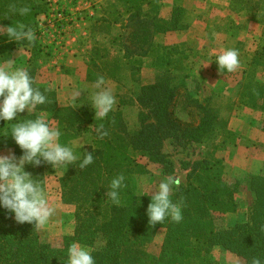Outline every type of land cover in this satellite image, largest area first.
<instances>
[{"label": "trees", "instance_id": "obj_1", "mask_svg": "<svg viewBox=\"0 0 264 264\" xmlns=\"http://www.w3.org/2000/svg\"><path fill=\"white\" fill-rule=\"evenodd\" d=\"M136 1H146V7ZM155 1L123 0L118 12L128 14L125 27L132 29L130 44L124 46L126 52L123 55L113 56L118 57L113 63L98 62L110 53L103 54L106 49L99 52L95 47V53L88 61L90 70L87 77L94 82L99 76L118 80L122 59L125 58L126 64H132L135 63L134 58L148 57L154 68L168 73L186 68L178 56L177 45L162 46L155 42L157 34L184 29L186 24L177 15L169 20L159 18ZM49 2L0 0V25L23 23L37 34V17L48 12ZM10 4L17 8L30 6L31 11L23 16L12 14L8 8ZM259 6L264 9V0H260ZM138 33L149 34L143 35L146 38L144 43ZM20 47L29 53L24 69L33 78V87L43 92L50 103L38 105L31 113H20L14 121L0 120V151L9 150L17 157L23 155L11 136L12 126L41 116L60 130L59 143L62 146L88 130L84 127L86 125L91 126L95 133L82 147L79 159L73 165L61 166L58 177L61 201L75 207L73 231L65 236L63 246L56 248L43 241L33 224L17 223L14 213L0 206V264H68V248L73 243L88 248L95 264H223L212 256L215 248L234 254L243 260V264H251L253 257H259L264 264V173L251 175L247 180L254 196L252 204L245 210L237 197L239 187L226 180L222 158L215 156V149L206 154L207 158L190 166L184 183L178 188L173 186L171 199L181 204V222L168 218L163 224H149L147 208L154 192L141 191L138 181L140 177L150 176V164L159 165L164 175L170 176L173 165L161 146L171 134L165 131L167 128L174 133L179 131L176 121L167 118L169 100L175 96L169 78L157 77L154 85L145 88L142 105L149 109L147 113H140L139 128L130 133L125 128L119 108L101 120L95 118V111L85 103L59 105L55 92L37 82L38 60L41 58L37 40L29 46L27 41H12L6 34H0V64L12 59ZM260 49L264 51V45ZM259 55L264 59V52ZM254 65H258V59H253L250 67ZM147 94L154 97H147ZM145 97L149 98V105ZM214 119L202 114L196 127L200 129L199 138L209 139L210 132L217 131ZM101 124L108 132L103 139L98 138L96 132ZM87 152H92L94 162L80 169L79 163ZM50 167L52 165L47 163L36 167L29 164L25 165V171L31 173L45 189V171ZM119 174L124 175L127 187L121 190V203L116 205L106 193L110 191L111 180ZM217 215L224 216L225 220L230 216L238 218L219 226L214 218ZM157 231L162 232V240L158 253L154 254L148 245Z\"/></svg>", "mask_w": 264, "mask_h": 264}, {"label": "rangeland", "instance_id": "obj_2", "mask_svg": "<svg viewBox=\"0 0 264 264\" xmlns=\"http://www.w3.org/2000/svg\"><path fill=\"white\" fill-rule=\"evenodd\" d=\"M48 1V12L37 17L39 28L35 35L41 49L37 82L55 92L61 106L85 103L94 110L90 96L97 89L94 80L87 77L88 61L95 47L99 52L106 49L103 54L110 53L98 60L100 63H113L118 60L113 56L126 52L124 46L130 44L132 29L125 27L128 14L118 12L123 0ZM138 3L146 7V1ZM155 5L159 18L169 20L177 15L186 24L184 29L167 30L155 38L162 46L177 45L178 56L186 68L168 73L154 68L148 57L134 58L132 64H126L125 58L119 79H105L116 99L113 110H121L130 133L139 128L140 113L149 109L142 105L143 94L146 87L156 83L157 77L169 78L175 94L169 100L167 118L176 121L179 131L174 133L167 128L165 131L171 134L161 146L173 170L170 176H165L159 165L150 164V176L140 177L138 187L141 191L155 192L168 177H176L182 184L190 166L215 149V156L222 158L226 180L239 187L238 200L248 210L254 195L247 180L251 175L264 173V59L259 55L264 52L260 49L264 45V9L259 6L260 0H156ZM137 35L144 43L143 35L149 34ZM228 49L239 52L241 67L234 73L219 71L216 62L217 56ZM28 55L23 47L15 50L13 70L24 68ZM253 59H258V65L250 67ZM132 66L134 69H130ZM78 89L81 94L73 101L72 93ZM147 97L154 96L147 94ZM145 102L149 105V98L145 97ZM202 114L215 118L217 131L210 132L209 139L199 138L200 129H196ZM84 127L89 129L65 145L77 156L95 133L91 126ZM9 152L1 150L0 154ZM61 166L45 171V192L57 212L39 230L42 240L56 248H61L65 236L72 233L75 210L74 205L61 201L58 182ZM214 218L221 226L234 222L238 216L226 220L224 216ZM161 240L162 232L157 231L148 245L151 253H158ZM212 256L223 264H243L239 257L218 248Z\"/></svg>", "mask_w": 264, "mask_h": 264}, {"label": "clouds", "instance_id": "obj_3", "mask_svg": "<svg viewBox=\"0 0 264 264\" xmlns=\"http://www.w3.org/2000/svg\"><path fill=\"white\" fill-rule=\"evenodd\" d=\"M8 8L10 13H19L21 16L31 11L30 6L17 8L15 4H10ZM7 18L6 16L5 19ZM0 34H6L12 41H27L29 46H33L37 39L35 31L23 23L15 26L0 25ZM216 62L219 71L223 69L228 73H234L241 67L239 52L236 49L222 51L217 56ZM13 64V59L0 64V98H2L0 120L6 122L14 121L18 114L26 109L31 113L38 105L50 103L43 92L33 87L34 80L29 72L24 68L13 70ZM94 87L97 91L90 96V101L95 110V118L102 120L113 110L116 99L103 76L97 78ZM253 91L255 92V89ZM80 94V89L75 90L72 93V100L76 101ZM96 132L100 139L108 135L103 124L96 129ZM61 135L60 130L46 122L42 116L12 126L11 136L23 155L17 157L12 152L0 154V206L14 213V219L19 224H33L34 229L40 230L56 215L57 208L50 203L42 185L33 179L31 173L25 171V165L36 167L47 163L54 168L73 165L79 157L74 154L71 147L59 143ZM93 162L92 152H87L79 163V168L84 169ZM179 184L178 178L168 177L158 185L147 208L148 222L151 226L163 224L168 218L176 223L181 222L183 219L181 204L171 199L173 186L178 188ZM126 187L124 175H117L111 180L110 191L106 193L107 198H110L114 204L120 205V192ZM68 264H95V261L88 248L73 243L68 248ZM251 264H261L260 258L253 257Z\"/></svg>", "mask_w": 264, "mask_h": 264}]
</instances>
